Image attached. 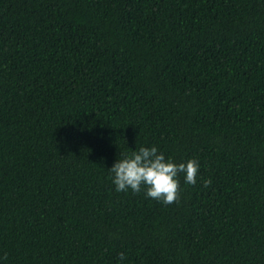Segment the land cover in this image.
I'll return each instance as SVG.
<instances>
[{
    "label": "trees",
    "instance_id": "1",
    "mask_svg": "<svg viewBox=\"0 0 264 264\" xmlns=\"http://www.w3.org/2000/svg\"><path fill=\"white\" fill-rule=\"evenodd\" d=\"M0 264H264V0H0Z\"/></svg>",
    "mask_w": 264,
    "mask_h": 264
},
{
    "label": "clouds",
    "instance_id": "2",
    "mask_svg": "<svg viewBox=\"0 0 264 264\" xmlns=\"http://www.w3.org/2000/svg\"><path fill=\"white\" fill-rule=\"evenodd\" d=\"M199 162L188 159L186 163L176 164L171 158L166 159L163 153L153 147H140L138 151L123 154L109 169L113 176V184L117 192L140 193L142 188L146 197L162 202L164 205L176 203L179 198L178 175L183 173L185 183L195 185L199 172ZM203 187L208 188L212 180L202 181ZM5 259L6 254H5ZM120 261L126 259L124 253L118 256Z\"/></svg>",
    "mask_w": 264,
    "mask_h": 264
}]
</instances>
